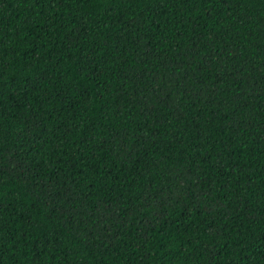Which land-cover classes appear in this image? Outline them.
<instances>
[{
	"label": "trees",
	"instance_id": "obj_1",
	"mask_svg": "<svg viewBox=\"0 0 264 264\" xmlns=\"http://www.w3.org/2000/svg\"><path fill=\"white\" fill-rule=\"evenodd\" d=\"M0 264H264V0H0Z\"/></svg>",
	"mask_w": 264,
	"mask_h": 264
}]
</instances>
